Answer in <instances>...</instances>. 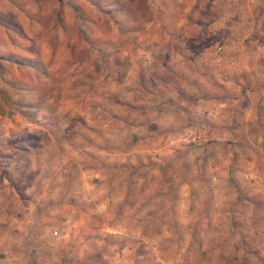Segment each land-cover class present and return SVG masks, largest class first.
Listing matches in <instances>:
<instances>
[{
    "label": "rangeland",
    "instance_id": "374dc122",
    "mask_svg": "<svg viewBox=\"0 0 264 264\" xmlns=\"http://www.w3.org/2000/svg\"><path fill=\"white\" fill-rule=\"evenodd\" d=\"M197 2L0 0V264H264V0Z\"/></svg>",
    "mask_w": 264,
    "mask_h": 264
},
{
    "label": "crops",
    "instance_id": "0c3cea01",
    "mask_svg": "<svg viewBox=\"0 0 264 264\" xmlns=\"http://www.w3.org/2000/svg\"><path fill=\"white\" fill-rule=\"evenodd\" d=\"M197 2V0H195V3ZM194 3V4H195ZM197 3H199V5H197L196 4V6H189L188 8H186V9H189V11H193V9H194V7H195V11H198V10H202L203 11V9H210V8H213V6L212 5H207V4H201V2H197ZM235 9H239V7L238 8H235ZM213 24V23H212ZM213 25H215V23L213 24ZM263 25V24H262ZM264 26V25H263ZM212 28H214V26H212ZM208 30H209V25H208ZM209 35H210V32H209ZM230 40L232 41L231 43H230ZM214 43L216 42V41H218L215 45H214V48H217V47H219L220 46V48L222 49V52L224 53L223 55H227V54H229L230 52L228 51V48H227V46L230 44V45H234V43L236 44V43H239L238 41H236V39L232 36V35H227V36H224L223 38H220L219 40H212ZM264 45V44H263ZM226 51V52H225ZM261 51V50H260ZM259 51V52H260ZM221 52V53H222ZM258 52V58H261L262 60H263V62H264V50H263V52H261V53H259ZM220 53V54H221ZM252 53H255V52H252ZM252 53H250V54H252ZM219 54V55H220ZM248 55L247 54H245V58L247 57ZM249 57V56H248ZM233 65V66H232ZM262 66L263 65H261V66H255V65H252L251 66V64H245V65H238V64H235V63H229V67L228 68H234V69H239V70H245V69H247V70H254V69H259V68H262ZM227 67V66H226ZM262 71H264V68H262L261 69ZM258 74V76L257 77H261V75L258 73V71H255V73L254 74ZM242 75V74H241Z\"/></svg>",
    "mask_w": 264,
    "mask_h": 264
},
{
    "label": "trees",
    "instance_id": "16d2710c",
    "mask_svg": "<svg viewBox=\"0 0 264 264\" xmlns=\"http://www.w3.org/2000/svg\"><path fill=\"white\" fill-rule=\"evenodd\" d=\"M8 60L16 61V59L14 60V59H10V58ZM27 61H28V59H27Z\"/></svg>",
    "mask_w": 264,
    "mask_h": 264
}]
</instances>
